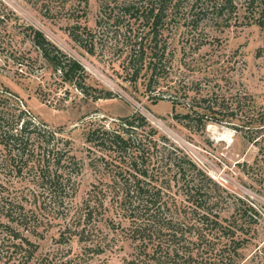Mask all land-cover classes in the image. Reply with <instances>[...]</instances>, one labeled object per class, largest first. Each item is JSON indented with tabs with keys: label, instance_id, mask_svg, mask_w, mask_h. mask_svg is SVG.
I'll return each mask as SVG.
<instances>
[{
	"label": "rangeland",
	"instance_id": "obj_1",
	"mask_svg": "<svg viewBox=\"0 0 264 264\" xmlns=\"http://www.w3.org/2000/svg\"><path fill=\"white\" fill-rule=\"evenodd\" d=\"M2 1L21 21L43 31L78 60L86 70L85 81L92 86L86 94L64 81L23 27L1 32L0 81L19 95L36 121L70 139L81 161V171L73 174L76 194L64 205L47 198L42 203L47 194L26 170L18 176L0 166V189L24 196L26 206L41 216L36 234L27 233L38 244L37 256L57 262L70 259L68 264H127L136 255L128 224L109 201L111 193L101 194V166L95 159L101 152L86 142V132L138 112L222 188L257 208L259 215L239 264H264V26L246 17L242 7L229 26L205 19L196 31L183 25L177 32H165L171 69L148 87L144 76L136 84L127 80L122 67L127 45L115 39V32H103L98 25L100 0ZM85 28L91 32H84ZM88 33L93 52L75 39ZM101 88L112 91V97L94 98ZM159 93H165L164 97L154 101ZM173 94L181 104L177 112L189 115L181 121L174 117ZM246 94L251 99L236 111L234 96L242 100ZM247 106L253 108L251 114L244 112ZM252 135L258 136L254 142ZM2 154L0 145V159ZM233 196L227 207L221 205L226 216L234 211Z\"/></svg>",
	"mask_w": 264,
	"mask_h": 264
},
{
	"label": "trees",
	"instance_id": "obj_2",
	"mask_svg": "<svg viewBox=\"0 0 264 264\" xmlns=\"http://www.w3.org/2000/svg\"><path fill=\"white\" fill-rule=\"evenodd\" d=\"M100 3L97 23L101 30L115 32V39L127 45L122 63L127 80L136 84L144 76L148 87L164 79L171 69V54L163 39L165 32H177L183 25L196 31L205 19L226 22L229 26L228 21L242 7L246 17L264 26V0H100ZM24 23L0 0V37L1 32L23 27L63 80L89 94L92 86L85 81L84 66L52 43L43 31ZM84 32L91 31L85 28ZM89 35L75 39L93 52L94 45L87 43L88 39L92 42ZM112 95V91L101 88V94L94 98ZM164 95L159 93L153 100ZM234 99L237 111L251 97L246 94L242 101L236 95ZM170 100L176 119L181 121L189 116L177 112L181 105L177 95L170 96ZM250 107L244 110L246 114H251ZM256 138L251 136L253 142ZM86 142L101 152L95 158L101 166V194L111 193L109 201L122 213L129 237L136 244L137 253L127 264H239L247 235L259 215L257 208L222 188L146 116L133 112L107 125L90 127ZM71 144L70 139L36 121L19 95L0 81L3 150L0 166L18 176L26 170L47 194L42 203L47 198L64 205L65 200L76 194L77 180L73 174L81 171V161ZM229 196L235 198L236 204L232 214L226 216L221 205L227 207ZM26 199L0 189V264H68L70 259L57 262L49 260V256H37L38 244L27 233L36 234L41 216L26 206ZM41 206L39 203L43 209ZM120 223L121 220L119 226ZM103 245L105 241L101 248Z\"/></svg>",
	"mask_w": 264,
	"mask_h": 264
}]
</instances>
